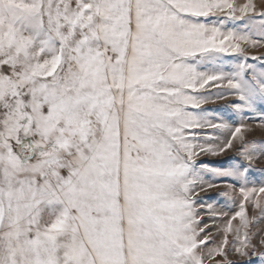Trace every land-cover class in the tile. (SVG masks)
<instances>
[{
  "label": "snow or ice",
  "instance_id": "1",
  "mask_svg": "<svg viewBox=\"0 0 264 264\" xmlns=\"http://www.w3.org/2000/svg\"><path fill=\"white\" fill-rule=\"evenodd\" d=\"M255 48L264 0H0V264H264Z\"/></svg>",
  "mask_w": 264,
  "mask_h": 264
},
{
  "label": "rangeland",
  "instance_id": "2",
  "mask_svg": "<svg viewBox=\"0 0 264 264\" xmlns=\"http://www.w3.org/2000/svg\"><path fill=\"white\" fill-rule=\"evenodd\" d=\"M249 52L252 55H264V48H255V49H249ZM226 102L221 101L219 104L217 105H212L211 107H220L221 105L225 104ZM211 159V158H209ZM219 159V158H217ZM262 164H264V161H261ZM259 166V165H258Z\"/></svg>",
  "mask_w": 264,
  "mask_h": 264
}]
</instances>
